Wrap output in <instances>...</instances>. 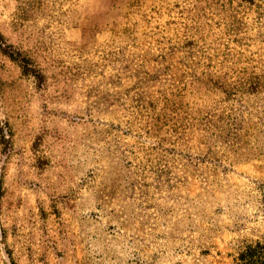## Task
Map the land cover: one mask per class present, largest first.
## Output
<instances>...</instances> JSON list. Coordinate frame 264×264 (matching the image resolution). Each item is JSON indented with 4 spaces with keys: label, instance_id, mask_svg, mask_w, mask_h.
Masks as SVG:
<instances>
[{
    "label": "rangeland",
    "instance_id": "1",
    "mask_svg": "<svg viewBox=\"0 0 264 264\" xmlns=\"http://www.w3.org/2000/svg\"><path fill=\"white\" fill-rule=\"evenodd\" d=\"M0 264H240L264 242V0H0Z\"/></svg>",
    "mask_w": 264,
    "mask_h": 264
},
{
    "label": "trees",
    "instance_id": "2",
    "mask_svg": "<svg viewBox=\"0 0 264 264\" xmlns=\"http://www.w3.org/2000/svg\"><path fill=\"white\" fill-rule=\"evenodd\" d=\"M0 51L23 68L26 74H34L40 76L34 67H32L30 60L24 56L20 51L14 49L13 45L7 43L5 37L0 33ZM240 264H264V242L256 241L255 243L247 244L238 255Z\"/></svg>",
    "mask_w": 264,
    "mask_h": 264
}]
</instances>
